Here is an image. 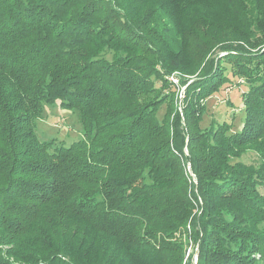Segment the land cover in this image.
<instances>
[{
	"label": "trees",
	"instance_id": "obj_1",
	"mask_svg": "<svg viewBox=\"0 0 264 264\" xmlns=\"http://www.w3.org/2000/svg\"><path fill=\"white\" fill-rule=\"evenodd\" d=\"M263 263L264 0H0V264Z\"/></svg>",
	"mask_w": 264,
	"mask_h": 264
},
{
	"label": "rangeland",
	"instance_id": "obj_2",
	"mask_svg": "<svg viewBox=\"0 0 264 264\" xmlns=\"http://www.w3.org/2000/svg\"><path fill=\"white\" fill-rule=\"evenodd\" d=\"M171 77L177 80L176 74ZM244 90H246L245 83L239 79L236 84H226L209 97L206 100L207 111L201 122L204 124L202 126H208L211 119H214L217 123H231L232 131H238L244 118L241 101V93ZM182 94L183 89L180 90L179 98H182ZM58 104L57 102L53 106H45L42 118L36 123V133L41 141L54 138L68 146L81 137V125L76 112L63 110ZM242 161L252 163L254 156L250 153L246 154L242 157ZM190 253H193L192 246L188 248L186 257ZM192 257L194 259V254Z\"/></svg>",
	"mask_w": 264,
	"mask_h": 264
},
{
	"label": "built area",
	"instance_id": "obj_3",
	"mask_svg": "<svg viewBox=\"0 0 264 264\" xmlns=\"http://www.w3.org/2000/svg\"><path fill=\"white\" fill-rule=\"evenodd\" d=\"M175 77V76H174ZM170 80L172 81V82H174V83H177V80L176 79H174V78H172V77H170ZM194 261H195V256H194V259H193Z\"/></svg>",
	"mask_w": 264,
	"mask_h": 264
},
{
	"label": "water",
	"instance_id": "obj_4",
	"mask_svg": "<svg viewBox=\"0 0 264 264\" xmlns=\"http://www.w3.org/2000/svg\"><path fill=\"white\" fill-rule=\"evenodd\" d=\"M195 262H196V256H195Z\"/></svg>",
	"mask_w": 264,
	"mask_h": 264
}]
</instances>
